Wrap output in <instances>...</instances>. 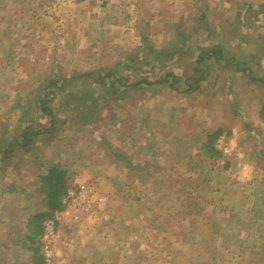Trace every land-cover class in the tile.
<instances>
[{
	"label": "rangeland",
	"instance_id": "374dc122",
	"mask_svg": "<svg viewBox=\"0 0 264 264\" xmlns=\"http://www.w3.org/2000/svg\"><path fill=\"white\" fill-rule=\"evenodd\" d=\"M262 8L0 0V264H264Z\"/></svg>",
	"mask_w": 264,
	"mask_h": 264
},
{
	"label": "trees",
	"instance_id": "16d2710c",
	"mask_svg": "<svg viewBox=\"0 0 264 264\" xmlns=\"http://www.w3.org/2000/svg\"><path fill=\"white\" fill-rule=\"evenodd\" d=\"M199 61L200 60L198 59L197 63H199ZM42 109H43L44 113L51 115V111L46 108L45 104L42 105ZM34 135H39V132H35ZM29 139H30L29 134L23 133L22 134V145L27 144ZM4 154H7V152H5ZM51 172H52V174H56V175L59 173L56 170H53ZM48 178H49V181L46 183V185L50 189V192L47 195V201H48L47 205H48V207L50 209L54 210V209L58 208L57 203H58V200H59V197H60L59 193L62 190L63 186L62 185H56L55 183L53 184L52 182H54V179L51 176H49ZM40 217H41V215L37 216L38 219L36 218L37 219L36 220V226H37L36 229H37L38 232H39L38 229H39V218Z\"/></svg>",
	"mask_w": 264,
	"mask_h": 264
},
{
	"label": "crops",
	"instance_id": "0c3cea01",
	"mask_svg": "<svg viewBox=\"0 0 264 264\" xmlns=\"http://www.w3.org/2000/svg\"><path fill=\"white\" fill-rule=\"evenodd\" d=\"M264 12V9L262 8V9H260V11H259V14H261V13H263ZM259 14L257 15V17H259ZM264 14V13H263ZM259 22V21H258ZM258 22H256V23H258ZM263 22V21H262ZM256 23H254V24H256ZM262 45H264V42L262 41ZM261 57H263L264 58V55H262Z\"/></svg>",
	"mask_w": 264,
	"mask_h": 264
}]
</instances>
